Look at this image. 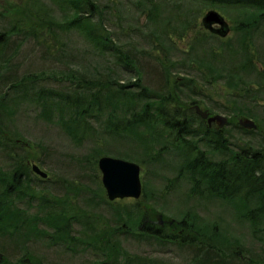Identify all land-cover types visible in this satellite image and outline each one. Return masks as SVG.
I'll use <instances>...</instances> for the list:
<instances>
[{"label":"trees","instance_id":"1","mask_svg":"<svg viewBox=\"0 0 264 264\" xmlns=\"http://www.w3.org/2000/svg\"><path fill=\"white\" fill-rule=\"evenodd\" d=\"M3 2L0 11V116L5 113L7 121L0 123V146L4 140L11 144L12 140L7 136L10 127L8 115L12 116L16 108L40 102L44 106V116L45 109H68L73 117L71 124L67 125L69 131L76 133L81 129L90 137L89 131L96 132L95 124L89 121L93 119L101 125L103 132L107 131L109 137L130 138L132 144L129 147L120 149L113 143L107 150H97L95 147L88 157L93 159L95 169L98 158L107 151L120 159L139 161L146 166L155 162L162 163L164 154L176 155L180 161L176 167L175 182L190 183L191 194L196 198H212L229 203L252 200L255 203L254 209L245 203L247 211H243L241 217L249 221L254 237L264 243V117L256 112L258 109L253 111L241 102L247 100L253 91H259L260 99L264 100V46L258 49L259 42H255L257 34L264 42V0H36L34 5L37 4V15L33 17L36 21L28 17L19 18V14H24V9L12 1ZM125 6L139 15L142 13L146 24H152L151 36L155 41L158 40L166 55L180 50L177 49L178 44L173 42V36L184 40L183 37L198 26V19L204 12L215 10L224 18L231 15L235 23L234 40L215 46L208 38L222 36L211 33L209 37L200 33L192 41L190 51H183L187 52L183 62L172 61L171 69L165 65L163 67L168 81L173 73L171 70L187 67L192 71L196 67L192 65L197 63V69H207L215 82H225L234 91L228 103L236 106L223 111L230 115L229 125H235L245 134H252L254 140L259 141L258 147L250 143L239 146L241 141L228 142L237 150L227 145L224 130L209 127L195 115L194 106H182L186 101L181 98L183 94L177 92L182 90L177 81L173 88L175 94L167 88L154 93L142 85V76L134 63L136 48L120 46L121 42L112 36L109 28L114 17L118 20L121 16V21L126 22L127 28L132 30L131 20L135 17L132 13L121 15V9ZM53 15L58 17L54 19ZM22 36L25 40L30 37L44 46L48 55L65 67H60L59 73H52V80L65 79L63 82L72 83L77 89L73 92L46 90L41 87L45 74L32 71L21 75L17 70H12L7 74L13 75L9 80L4 67L16 66L15 61H18L20 55L12 49L7 57L8 42L17 39L16 44L19 45ZM225 37L228 38L229 34ZM76 39L81 40L86 47H76ZM49 41L51 44L60 41L62 46H48ZM235 41L238 44L234 47ZM90 59L109 60L112 66L107 65L106 70L104 63L95 64L101 71L95 67L92 77L79 75L83 62ZM70 69H78V72ZM84 73L90 75V71L85 70ZM122 74L133 76L136 81L121 84ZM251 76H256L255 84L248 80ZM183 80L187 81L182 82L186 85L194 82L192 79ZM190 98L188 96L186 100ZM194 103L200 105L193 101L191 106ZM236 117L258 120L260 124L256 130L243 129L236 125ZM100 118H104L103 122H100ZM194 118L199 121V125H194ZM151 138L155 139L154 143H150ZM205 141L213 147L207 151L199 150ZM158 146L159 150L156 151ZM132 148L140 150V154L130 151ZM225 153L226 158L219 160L218 157ZM7 156L11 165L7 170L0 167V237L4 240H22L17 245L22 256L13 264H46L43 256L32 251L30 245L28 247L32 240L45 237L51 245H63L69 252L89 247L93 250V253L90 252L93 258L89 264H176L151 255L130 253L124 247L121 236L134 238L136 235L138 241L158 245L165 252L176 245L195 249L198 246L196 250L200 252H196L190 261L183 264H233L243 258L256 264L252 258L248 259L242 254L236 240L225 233L211 237L210 226L199 225V220H193L190 214L184 216L178 227L169 226L172 232H164L157 228L154 220L142 219L137 212L139 204L135 207L137 211L120 207L111 208L109 216L96 214L98 216L92 239L88 244L84 243L78 237V231L73 233L72 222L84 224L86 229L91 225L86 223L87 219L76 218L77 215L72 216L65 209L68 193L78 198L83 189L71 187L62 196L51 197L46 189L33 187L30 170L22 159H15L16 153L11 155L12 159ZM88 158L86 163L90 164ZM94 194V200L85 199L88 207L93 203L97 206H94L95 209H99L98 205L102 203L97 200L99 196L110 207L115 205L106 200L102 187L96 189ZM144 196H147L145 192ZM104 218L107 223L102 225L99 221ZM136 226L141 231H133ZM86 234L89 236L91 232ZM0 264L9 263L0 261Z\"/></svg>","mask_w":264,"mask_h":264},{"label":"rangeland","instance_id":"2","mask_svg":"<svg viewBox=\"0 0 264 264\" xmlns=\"http://www.w3.org/2000/svg\"><path fill=\"white\" fill-rule=\"evenodd\" d=\"M7 1H12L24 9V14H19V18L28 17L30 20L31 18L33 19V17H36L37 4L34 5V1L36 0H33V2L31 0ZM3 5V0H0V11ZM121 12L122 16H127V13H132L133 17H135L131 20L133 23L132 30H129L131 28H127V25L125 24L126 22L121 21V16L118 20L117 17H114L112 23L109 24V28H111L112 36L121 42L120 46L136 48L134 63L139 70L140 76H142L141 82L145 88H148L149 91L154 93L161 92L162 89L167 88L169 89V92L175 94L173 88L175 87V81H177L180 84H178V87L182 89L177 92L179 95L183 94L181 98L183 101H186L184 103L181 102L184 104L182 105L183 107L186 104H189L190 108H193V106L195 107V103L191 106V103L194 101L200 103L202 109L208 110L212 115H222L227 118L230 117V115L225 114L223 111L228 110L230 107L236 108L234 104L231 105L228 103V100L234 94L232 93L234 91L230 90L225 82H215L207 69L202 68L200 71L197 69V63H195L196 65H192L196 66L192 71L187 69V67L178 70H171L173 73L170 81H168L163 67L165 65L171 69L172 61H178V63L183 62L182 59L187 58L186 53L190 51L191 44L193 43L192 41L195 40L198 34L201 33L210 37L211 33H209V31H207L202 25V19L207 11L199 17L198 26L183 37L184 40L181 41L180 38L173 36V42H175L176 45L178 44L177 49L180 50H175L172 55L171 53H167L168 56L163 52L164 48L159 44L158 40L155 41V39H153L154 37L151 36L153 26L152 24H146V18L142 13L139 15L136 11L129 9L126 6L121 9ZM163 16L167 15L163 14ZM222 16L224 17V15ZM52 17L55 19L58 16L53 15ZM225 18L228 21L232 32L229 33L228 38H208L209 42L215 46L221 45L227 41H232L234 40L233 38L236 37V34L233 31L235 23L231 15H227ZM46 32L48 33L47 29ZM256 37L258 39H255V42H259L258 49H263L264 42L262 41V38L259 37L258 34ZM16 40L17 39H14L13 41L10 40L8 42L9 47L7 57H9V53L12 49L15 50L20 55L18 61H15L17 67L14 66L8 68L5 66L6 75L12 70H17L21 75H25L30 71L39 72L45 74L41 87L46 88V90L55 89L59 92H73L77 89L74 84L63 82L65 79L59 81L51 79L50 75L52 73H59V71H61L60 67L62 69H65V67H62L60 62L56 59L51 58L44 46H40L37 41L30 39V37L25 40L22 36L21 40L18 41L19 45L16 44ZM48 43V46L55 44V48L62 46L60 41L54 42L53 44H51L52 42L50 41ZM237 44L236 41L233 42L234 47ZM76 47L84 48L86 46L81 40L76 39ZM183 51L187 52L184 53ZM252 52L255 55L258 54L257 52ZM100 63L106 65V70L107 65H109L108 67L112 66L110 65L109 60L101 61V59H90V61L83 62L84 66L82 67V72H79V75H84L88 78L92 77L94 75V68L97 67L95 64ZM71 66L72 65L69 67ZM70 70L74 71L76 69ZM85 70L90 71V75L84 73ZM76 71L78 72V69ZM98 71L101 70L98 69ZM185 72H188V74ZM12 76L13 75H7L9 80H11ZM121 77L123 78L121 84H129L130 82L136 81L135 77L129 76L128 74H122ZM255 78L256 76H251L248 80L254 83ZM183 79H192L194 82L186 85L182 83H187V81H184ZM190 89L194 91H191ZM258 92L253 91L249 97L246 98L247 100H241V102L249 108H252L253 111L258 109L256 112L260 117H264V100L260 99V93ZM188 96L191 98L186 100ZM253 97H257V99ZM43 110L44 106L40 102H36L29 105V107L20 106L15 109L12 116L8 115L10 127L7 130V136L10 137L12 141L11 144H8L4 140L3 135H1L4 144L0 146V167L7 170L9 165H11V160L7 155L14 156L16 153L15 159H22L24 165L29 168V176L33 180V187L36 189H46L48 192L46 193L51 197L62 196V194L67 193L68 189L71 187L82 188L83 193L78 198H76L74 194L68 193L69 198L65 197V200L68 201L67 208L65 207V209L70 211V215H77L76 218L82 217L87 219L86 223L91 225L89 229H86L84 224L77 221L72 222L73 233L76 234V231H78V237L82 238L85 241L84 243L88 244V241L92 239L95 231V219L98 216L96 214L104 213L109 216L111 208L116 209L120 207L123 209L124 207H127L128 209L137 211L135 207L139 204V210L137 212L142 219L146 221L154 220L157 222V228L163 229L164 232H172L169 227L170 221H174V225L178 227L184 216L190 214L193 220L195 218L199 220V225L204 224L210 226L211 237H217L222 235V233H225L240 244V251L248 259L252 258L256 264H264V243H261L254 237L249 221L244 220L241 217V214H244L243 211H245V203L247 204V207L249 206L253 209L255 203L252 200H237L229 203L212 198H196L197 196L191 194L190 183L185 184L177 180L175 182L177 175L176 167L178 161H180L176 155L170 156L169 154H164L162 163L155 162L149 166L143 165L139 161H133L134 163L139 164L142 168L141 177L142 182L144 183L146 197L143 196L138 201L130 199L116 201L114 202L115 205L110 207L108 204L104 203V199L99 196L97 200L102 202L98 205L100 208L96 210L95 207L97 206L93 203V205L90 204V207H88L85 199L90 198L94 200V192L96 189H101L102 187L106 198V192L102 186V177L98 168V162L95 169L93 166V159L91 157L88 158L90 153L93 152L95 147L97 150H107L111 143L120 149L123 147H129L132 144L129 141L130 138L121 139L119 136L115 138L109 137L107 131L103 132L104 129L101 125L95 123L93 119H89V121L90 123L95 124L96 132L92 133L89 131L88 135L90 137H87V134L83 133L81 129L76 133L67 129V125L71 124V119L73 118L68 109L65 111H61L55 107L52 109H45L46 116L43 115ZM241 119L243 118L236 117V125H239ZM103 120L104 118H100V122H103ZM6 121L7 116L5 113H2L0 116V123ZM254 121L258 128L260 122L258 120ZM194 125H199V121L195 118ZM216 128L217 126L213 125L212 129ZM223 130L225 131L224 138L227 140V145L232 149L234 148L237 150L234 145H230L228 142L232 143L241 141L239 146H243L245 143H250L253 147H258L257 143H259V141L256 142L254 136H251L252 134L241 132L235 125L228 124ZM118 140L121 142H115ZM149 141L150 143H154L155 139L151 138ZM206 142L207 141L199 147V150L207 151L213 147V145L210 146ZM155 150L158 151L159 146L158 148H155ZM130 151H133L135 154H140V150L138 149L132 148ZM144 152H146L145 149ZM226 154L227 153L220 155L218 159L224 160ZM12 156L11 159L13 158ZM105 156L118 158L116 155L111 154V152L108 153L107 151L98 158V161ZM87 158L91 160L90 164L86 163ZM32 164L39 166L41 171L48 175V179L43 182L42 178L35 175L31 169ZM148 197L151 198L149 199ZM22 206L24 207V205ZM140 210H143L144 212H141ZM154 212L155 214H153ZM159 215L163 216V223L159 220ZM99 223L103 225L107 222L104 218L100 220ZM133 231H136L137 233L141 230L139 226H136L133 228ZM85 232H91V234L87 236ZM121 238H123L124 247L132 254L142 256L151 255L159 260L173 261L176 264L186 263L192 259L196 252H200L196 250L199 249L198 246H196L195 249L194 247L179 245L172 246L165 252L162 251L158 245L144 244L142 241H138L137 235L134 238H125V236H121ZM21 241L20 238L15 241V238L4 240L0 237L1 262L6 261L9 264H13L16 259L22 256L20 248L17 246L19 245L18 242ZM31 242L32 243L28 244V247L30 245L31 247L29 248L32 251L43 256L46 264H89L92 262L93 257L90 252L93 253V250L89 247H82L79 250L78 247H75L78 251L74 250L69 252L67 251L69 249H65L63 245H51L46 237L39 240L34 239ZM200 261L201 260L199 259V262ZM233 264L254 263H249L246 258H243L242 261H235Z\"/></svg>","mask_w":264,"mask_h":264},{"label":"water","instance_id":"3","mask_svg":"<svg viewBox=\"0 0 264 264\" xmlns=\"http://www.w3.org/2000/svg\"><path fill=\"white\" fill-rule=\"evenodd\" d=\"M202 23L205 29L222 37L227 36L230 32L228 22L215 10L208 11L204 15ZM195 112L208 125L217 124L218 129H223L229 123L227 117L222 115L211 116L208 110H202L199 105L195 106ZM239 125L247 130L257 129L256 123L246 118L241 119ZM98 168L101 172L103 188L110 202L125 199L139 200L142 197L141 167L138 164L105 156L98 161ZM33 172L44 179L47 178V174L36 165H33ZM158 218L163 223V216L159 215ZM170 224H174V221H170ZM0 258H2L1 255Z\"/></svg>","mask_w":264,"mask_h":264},{"label":"flooded vegetation","instance_id":"4","mask_svg":"<svg viewBox=\"0 0 264 264\" xmlns=\"http://www.w3.org/2000/svg\"><path fill=\"white\" fill-rule=\"evenodd\" d=\"M213 125H215V126H217L216 124H213ZM210 127V126H209ZM213 126H211V128H212ZM217 129V128H216Z\"/></svg>","mask_w":264,"mask_h":264}]
</instances>
